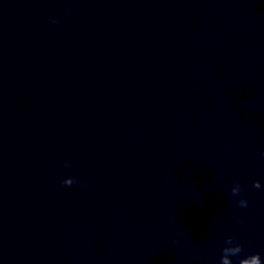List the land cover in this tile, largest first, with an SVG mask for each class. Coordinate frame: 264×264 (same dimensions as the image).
I'll return each mask as SVG.
<instances>
[{
    "label": "water",
    "instance_id": "obj_1",
    "mask_svg": "<svg viewBox=\"0 0 264 264\" xmlns=\"http://www.w3.org/2000/svg\"><path fill=\"white\" fill-rule=\"evenodd\" d=\"M262 152L264 0H0V264L264 257Z\"/></svg>",
    "mask_w": 264,
    "mask_h": 264
},
{
    "label": "clouds",
    "instance_id": "obj_2",
    "mask_svg": "<svg viewBox=\"0 0 264 264\" xmlns=\"http://www.w3.org/2000/svg\"><path fill=\"white\" fill-rule=\"evenodd\" d=\"M50 23L55 24L57 21L55 19L50 18ZM261 155H264V152L261 153ZM65 168H70L71 164L69 162H65L64 164ZM78 183V181L72 177L66 178L62 181V186L64 187H71L74 184ZM255 188L259 189L262 187L259 180L254 181ZM84 187H87V184H84ZM243 191V186L240 183V181L236 180L233 182V186L231 187V195L232 196H238ZM236 204L239 208H247L249 205V201L245 197H241L236 201ZM236 220L238 223H243L242 217H236ZM175 242L179 243V235L175 238ZM226 244H228V247H225L223 249L224 255L221 257L220 264H232V260L230 259V256L232 254H237L241 251V245L239 243L235 242V237H229L226 240ZM255 260L256 264H264V257L261 256L259 252L249 255L247 258L241 259L239 261V264H241L242 260Z\"/></svg>",
    "mask_w": 264,
    "mask_h": 264
}]
</instances>
